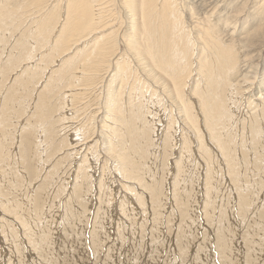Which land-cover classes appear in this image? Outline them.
Returning <instances> with one entry per match:
<instances>
[{
	"label": "bare ground",
	"instance_id": "1",
	"mask_svg": "<svg viewBox=\"0 0 264 264\" xmlns=\"http://www.w3.org/2000/svg\"><path fill=\"white\" fill-rule=\"evenodd\" d=\"M33 93L32 112L19 124L16 140L8 126L13 118L19 123ZM90 98L96 104L90 117L66 126L73 111L84 113ZM0 100V227L12 237L11 219L19 222L44 264L58 263L51 249L57 222L46 221L48 211L44 221L40 209L48 199L43 202L41 194L78 156L71 192L61 201L60 223L72 229L62 235L76 233L73 224L86 213L84 196L95 180L88 156L100 152L113 160L126 191L120 202L142 204L149 198L159 214L166 170H174L170 184L179 201L200 180L191 172L203 174L207 199L217 198L226 173L241 211L250 213L249 199L255 200L250 193L264 189V0H0ZM68 109L72 114H65ZM161 111L170 115L164 120ZM70 128L85 151L75 150L65 132ZM6 147L8 160L2 155ZM52 159L37 182L42 170L34 163ZM105 165L97 184L96 217L116 200L115 181ZM72 202L80 211L71 209ZM184 207V221L191 224L190 206ZM214 210L211 205L206 211L210 220ZM218 212L221 257L226 264H240L227 208L219 206ZM187 233L177 237L179 247L187 244ZM259 234L247 235L241 262L256 263L264 241V233ZM15 242L11 247L18 251Z\"/></svg>",
	"mask_w": 264,
	"mask_h": 264
},
{
	"label": "rangeland",
	"instance_id": "2",
	"mask_svg": "<svg viewBox=\"0 0 264 264\" xmlns=\"http://www.w3.org/2000/svg\"><path fill=\"white\" fill-rule=\"evenodd\" d=\"M3 58H5V56ZM12 79L13 77H10L8 79L5 84V88L8 87ZM40 86L41 85H38L36 88L39 89ZM36 88L35 92L37 91ZM34 94L35 93H33V95ZM90 97L92 98V96ZM35 99L36 97L34 95V98L32 97L31 101L29 102V107L27 106L28 103H25L27 107L24 105L26 108L19 123L17 122L18 119H12L10 127L8 126V129L11 128L9 130L10 137H12L11 135L14 131V136L16 137V140H18L17 136L20 135L22 129L21 125L19 126V124H22V122L24 123L23 120L28 118V116L31 114ZM90 99L89 102L91 103L89 104V107L85 108L84 113L83 111H78V113L73 111V117L70 120L71 122L66 123V126L72 125L73 128L77 126L78 123L80 124V122H78V119L81 120L85 117V115L90 117L91 112H93L94 107L96 106L93 99ZM1 102L2 100H0V106ZM90 110L92 111L90 112ZM70 113L72 114V111L70 109L67 110V113L65 112V114L68 115H70ZM161 114L165 120L167 116L170 115V112L167 111V113H165V111H161ZM13 120H15V122ZM16 125L17 127L12 130V128ZM72 128H70L71 130L68 129L65 132H68V137H71L73 139V144L76 147L75 150L78 149L83 151L85 149V145H80L81 142L75 144L76 140L73 138L74 136L72 134H74V130ZM160 129L161 127H158L156 129V133H159V135L161 133ZM91 135L89 136V138L95 137V135ZM9 149H7L6 147L2 151V155L4 157L7 156L5 158L7 160L9 159ZM78 157L76 158V160L74 159V162L72 161L70 168L68 167V165L63 166L62 169L60 168L61 171L58 170L59 174L57 173V175L60 176L58 178H55L52 181L53 184L51 185V187H49L43 194H41L43 202L46 198L48 199V202H44V206H42V208L40 209L43 210L42 216L45 217L47 215L46 211H48L49 216H51V218H47V220L45 217L44 221L46 220L57 222L52 225V228L54 227V234H52L51 236V249L53 252L52 255L54 256V258L58 259L57 264H226L223 257H221V250L220 248H218L216 239L217 236L215 228L217 226L216 220H219L220 217L218 212L219 206H225L227 208L228 216L225 219L228 222V227L231 229L232 246L236 251L235 256L238 257V260H240V264H246V262H241V260L244 259V256L242 255L247 252V235H253L256 233H260L259 235H261L264 233V230H260L258 232L256 231V229L259 230L260 227L264 229V206L263 208H261L264 203V189H260L256 192L250 193V197L255 195V200L254 202H250L249 199L248 205L251 212L245 213L241 211V201L240 199L237 200L238 196L236 195V191L233 188L229 177L225 176L226 173H224V181L220 186L217 198H214L212 196L210 199H207L205 187L202 185L203 183H200L202 182L201 178L203 177V174H197L196 171L192 175V172L190 173L189 171V176H192V179L194 178L193 176H195V179L196 177H199L200 180H198V182L196 180L193 181V183L191 184L192 187H190V193L186 191V195L188 196H186V198H182L179 201V199L176 200L173 198L175 192L173 191V188L171 186L172 184H170V182L172 183L171 176H173L174 170H170V173H168V170H166L167 173H165L167 176L165 177V180L163 182L165 183V185H162V187L164 186L163 191L165 193V198L162 202V209L158 214L152 209L150 204L151 202H149L150 200H148L149 198L146 199V202H143L142 204H138L135 199L130 202H120L122 197H124L123 195L126 194V191L123 187V189L121 188V179L119 178V175L116 173L113 167V160L104 155V153L100 152V155L98 157L92 156L91 154V158L88 156L90 165L91 167H93L91 176L95 180L91 178V186H93L91 187V189H89L90 191L87 192V194L85 193L86 196H84L86 198V213L81 216V219H79V221H76L73 224V227L76 228V233H73L71 235H62L63 231H66L69 228L72 229L70 225H64L63 223H60V217L62 218V215L65 214L63 210V202L61 203V201L64 200L71 192L72 179L74 180L73 175L74 170L77 166L76 164L78 161ZM173 157L174 156L172 155L170 160H173ZM54 159L56 160V157ZM54 159H52L50 163L48 162V164L45 165H42V162L34 163V167L37 170H42L40 171L39 180L37 182H40L42 180V177L45 176L46 172L49 170L47 168H50V166H52L51 163L55 161ZM172 163L173 162H171V165H173ZM104 164H106V167L104 166L106 175H112L115 181V183L113 182L112 189L114 191L113 194L115 195L116 200L114 203L109 204L105 214H100L98 217H96L95 208L98 206V204H100V202H98L99 192L97 190V184L98 179L101 175V171H103L101 167ZM44 167L46 168L45 170ZM7 171L8 170L6 169V172ZM199 175H201V177ZM108 176H106V178ZM27 177L28 176H25L24 178ZM117 181H119L120 183ZM54 183L58 184V186ZM66 184H68V186L65 191L63 188ZM61 186L62 188L60 189H63V191L59 189V192L57 193L58 195L55 194L56 189ZM3 187L6 188V183L3 184ZM25 188L26 184H23V186H21V189L25 190ZM17 195H19V193L17 194L16 192V198L19 199V196H21V194L18 197ZM51 198L54 199L55 202H50L52 201ZM215 200L217 202H214ZM185 204L190 206L189 212H191V224L187 223V221H184ZM70 205L73 211H80L77 202H72ZM211 205L215 206V210L213 211V220H210L206 216V211L208 210V208H210ZM101 206L103 209H105L106 203L103 202ZM259 213H262L263 215L261 216V219L258 216ZM1 215L2 212L0 211V216ZM11 221L15 222L13 226H16L14 236L5 237L0 227V264H44L42 260V252L40 254L36 252L33 249L31 243L27 241L28 238L23 233L24 229L22 225L19 224V222L17 223L16 220L11 219ZM16 230H18V233H16ZM95 230H100L101 233H99L98 236H95ZM181 232H188L185 236L188 245L183 243L184 246L179 247L177 244V237ZM155 237L158 238L157 242H154ZM14 242L19 247L18 251L13 250L12 248V244ZM258 250L259 251L257 252V256H259V258H257L255 264H264V241H261L259 243Z\"/></svg>",
	"mask_w": 264,
	"mask_h": 264
}]
</instances>
